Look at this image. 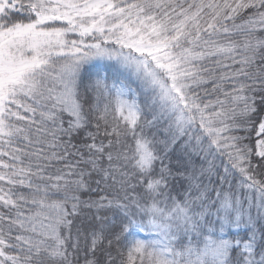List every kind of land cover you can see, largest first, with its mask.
Listing matches in <instances>:
<instances>
[{"label": "snow or ice", "instance_id": "obj_1", "mask_svg": "<svg viewBox=\"0 0 264 264\" xmlns=\"http://www.w3.org/2000/svg\"><path fill=\"white\" fill-rule=\"evenodd\" d=\"M0 264H264V0H0Z\"/></svg>", "mask_w": 264, "mask_h": 264}, {"label": "rangeland", "instance_id": "obj_2", "mask_svg": "<svg viewBox=\"0 0 264 264\" xmlns=\"http://www.w3.org/2000/svg\"><path fill=\"white\" fill-rule=\"evenodd\" d=\"M96 67L101 69V70H103V65L102 64H97Z\"/></svg>", "mask_w": 264, "mask_h": 264}]
</instances>
